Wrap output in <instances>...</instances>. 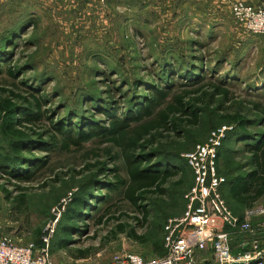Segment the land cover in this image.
<instances>
[{"label": "rangeland", "instance_id": "obj_1", "mask_svg": "<svg viewBox=\"0 0 264 264\" xmlns=\"http://www.w3.org/2000/svg\"><path fill=\"white\" fill-rule=\"evenodd\" d=\"M262 1L249 3L264 5ZM64 5L61 0H0V99L5 97V89L16 95L19 101L15 102H21V97L31 103L33 97L41 100L42 118L24 121L21 129L50 133L53 120L68 117L72 123L80 108L85 116L106 124L100 110L95 111L98 102L90 101V95L96 91L103 99L112 100L116 116H121L133 94L126 83L134 78L144 81L136 90L138 95H149L146 86L154 82L168 91L153 118L173 104L177 93L184 97L183 105L197 98V106L209 102L221 113L238 111L248 117L255 115L253 103L264 105V37L241 29L223 3L104 0L94 14ZM188 63L194 65L192 73L199 74L197 79H184L193 68ZM163 69L170 73L167 82L161 74ZM213 84L229 90L230 102H221L219 96L212 101L202 98L203 91ZM99 104L102 106L103 100ZM202 111L199 126L183 127L179 133L164 131L155 136L152 141L156 143L150 147L160 150L159 155L173 157L184 168L183 154L205 141L211 127L229 125L210 106L202 107ZM179 117L178 122L184 124L186 118ZM207 122L213 126L206 128ZM43 136L49 139L48 134ZM5 144L0 130V146ZM230 147L233 162L248 170L249 153L243 144L236 142ZM31 153L45 157V165L33 170L28 181L0 174V230L20 244L39 247L47 225L56 220L57 227L69 199L86 186L87 191L94 189L96 182H114L116 165L119 175L127 177L118 149L105 138L93 137L79 146L52 152L34 149ZM219 163L224 169L223 159ZM185 171L187 181L183 182L180 171L172 172L164 184V195H146L138 202L149 210L145 221L121 189L98 190L102 201L80 223L87 225L85 234H73L68 246L60 250L51 246L53 258L64 264H110L123 251L145 258L163 255V224L184 210L183 193L191 180L190 171ZM132 230L139 238L131 236ZM50 239L53 243L55 232ZM260 240L264 245V239ZM210 254L207 250L202 257H207V264H215Z\"/></svg>", "mask_w": 264, "mask_h": 264}, {"label": "trees", "instance_id": "obj_2", "mask_svg": "<svg viewBox=\"0 0 264 264\" xmlns=\"http://www.w3.org/2000/svg\"><path fill=\"white\" fill-rule=\"evenodd\" d=\"M1 57L3 55L0 53ZM188 64L193 68L185 75L184 79L190 81L193 78L197 79L199 74L192 73L194 65L192 63ZM8 72L11 76H14V72L10 68ZM161 74L164 75L165 82H167L170 73L163 69ZM142 81L143 79L137 78L127 81L126 84L130 86L133 94L128 99V104L121 116H116L115 104L112 100L103 99L95 91L94 93L91 92L92 95H90L89 100L98 102L95 111L100 110L98 112L104 115L107 120L106 124L101 119L85 116L80 108V115H77V120L72 121V123H70L68 117L53 120V127L50 129L52 132L50 133L48 131L46 133H42L44 131H33L31 128H27L25 131L19 127L24 121L30 123L42 118L39 114L41 108L39 98L33 97V104L30 101L27 102L23 97H21V102H15L19 101L16 99V95H13L11 91L2 89L5 97L0 99V130L6 139V144L0 146L1 175L17 181H28L33 170L45 165V157L31 153L34 149L52 152L56 148L66 149L71 145L79 146L82 142L93 137L105 138L112 146L116 147L125 166L127 177L122 178L119 175L117 169L119 167L116 165L113 171L114 182L107 181L106 184L95 181L94 189L87 191L86 186L69 199L62 211L57 227L54 229L55 239L53 243L49 242L51 255L53 254L51 246L60 250L68 246L72 241L73 234H85L88 229L87 225H81L80 223L88 219L90 217L89 212L95 209L94 205L102 201V198L98 196L100 195L98 190L102 188L109 190L121 189L123 197L138 208L144 221L149 210L145 204L141 203L140 205L138 202L140 200L141 202L144 201L146 195H164L166 193L164 184L172 175V172L178 170L183 173L182 179H185L183 181L185 182L189 179L185 168L190 171L191 180L186 188L187 191L192 185L193 175L186 159L183 158L184 168L183 166L181 168L174 162L173 157L171 158L166 154L159 155L161 151L150 146L156 143V141H152L155 136L164 131L172 130L179 133L184 131L183 127L199 126L202 123V107L209 108L210 106L213 112L220 113L218 116L231 126L221 141L216 158L217 171L219 174L224 175L226 179L220 186V193L229 209L235 215L241 216L242 212L239 213L234 210L232 204L241 205L242 209L245 206L250 208L264 197V105L253 103L252 110L254 109L255 115L248 117L238 111L221 113L209 102L197 106L196 104L199 101L197 98L191 99V102L183 105L182 99L184 97L177 93L173 96V104L166 105L153 118L152 113L165 100L168 91L155 85L154 82L146 86L150 92L149 95H138L136 90L139 86L144 85V81ZM229 94L230 92L225 86L213 84L211 89L203 91L202 95L205 97L202 98H208L212 101L215 96H219L221 102L223 100L230 102L231 97ZM101 100H103L102 106L99 104ZM24 103L27 105L25 106ZM34 107L37 108L36 113H32L35 112ZM181 115L186 118L182 120L185 122L184 124L178 122L181 120V117H179ZM210 125L211 122H207L205 126L207 128ZM218 126L211 127V130ZM250 127H256L257 129L250 130ZM44 134H48V140L44 139ZM57 134H60L62 138L58 139ZM236 142L242 143L244 151L249 153L248 170L243 169L246 166L243 167L239 163H234L230 156L233 151L230 146ZM220 159H223L224 169L222 170L219 166ZM21 202L22 200H20V204ZM130 234L135 239L139 238L133 230L130 231ZM241 241H231L234 253L241 249L239 245ZM41 243L40 241V245Z\"/></svg>", "mask_w": 264, "mask_h": 264}, {"label": "built area", "instance_id": "obj_3", "mask_svg": "<svg viewBox=\"0 0 264 264\" xmlns=\"http://www.w3.org/2000/svg\"><path fill=\"white\" fill-rule=\"evenodd\" d=\"M223 3L233 21L246 33L264 37V5L245 0H211ZM104 0H95V7ZM231 128L220 125L210 130L205 141L197 143L183 154L192 170L193 182L184 193L185 207L177 216L166 219L163 225L165 253L155 258L123 251L110 264H198L195 255L206 247L212 250L215 264H264V201L246 208L242 216L235 215L220 193L225 176L217 171L218 148L225 133ZM54 220L47 225L41 245L20 244L16 238L0 230V264H64L57 262L49 251L50 237L55 229ZM243 234L240 250L232 251V233Z\"/></svg>", "mask_w": 264, "mask_h": 264}, {"label": "crops", "instance_id": "obj_4", "mask_svg": "<svg viewBox=\"0 0 264 264\" xmlns=\"http://www.w3.org/2000/svg\"><path fill=\"white\" fill-rule=\"evenodd\" d=\"M63 2H65V5H67L68 8H74L76 11L80 10V11H86V9H88V11H91L93 14L97 13V11H99V8H95L96 4H92L95 2V0H61ZM246 2H253L254 0H245ZM264 4V0L262 1ZM213 3V2H212ZM214 4V3H213ZM64 5V7L66 8V6ZM216 6V5H215ZM217 7V6H216ZM95 8V10H94ZM74 9H70V10H74ZM263 199V200H262ZM264 201V197L261 198L260 200H258L255 204L257 203H261ZM254 204V205H255ZM234 207L233 209L238 211L239 213H241V216L244 213V210L246 209V206L243 207L241 205H237V204H232ZM242 209V210H241ZM239 216V215H237ZM260 239H264V237L262 235H259ZM247 237L243 234H239V233H232V241H246ZM241 241V242H242ZM210 251V255H211V259L213 261V256H212V250L209 247H206L204 250H202L200 253H197L195 255L196 260L198 261V264H207V257H202V253H204L205 251ZM214 262V261H213Z\"/></svg>", "mask_w": 264, "mask_h": 264}, {"label": "water", "instance_id": "obj_5", "mask_svg": "<svg viewBox=\"0 0 264 264\" xmlns=\"http://www.w3.org/2000/svg\"><path fill=\"white\" fill-rule=\"evenodd\" d=\"M251 262H248V263H234V264H250Z\"/></svg>", "mask_w": 264, "mask_h": 264}]
</instances>
